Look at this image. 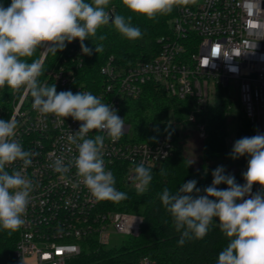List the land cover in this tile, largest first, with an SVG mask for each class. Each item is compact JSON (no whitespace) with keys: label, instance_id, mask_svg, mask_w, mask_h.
I'll use <instances>...</instances> for the list:
<instances>
[{"label":"built area","instance_id":"obj_1","mask_svg":"<svg viewBox=\"0 0 264 264\" xmlns=\"http://www.w3.org/2000/svg\"><path fill=\"white\" fill-rule=\"evenodd\" d=\"M175 6L172 32L160 40L154 57L124 67L108 59L100 68L103 80L96 90L77 84L74 68L65 66L49 71L48 86L54 84L57 92L89 91L123 118L125 101L139 98L148 83H155L170 96L193 100L186 119L203 137L206 127L201 116L211 102L210 84L214 82L218 90L215 97L220 90L231 96L237 93L242 116L254 124L257 133L264 134V0H188L186 4L178 0ZM13 116L18 122L16 139L25 150L38 153L29 167L23 168L22 162L16 161L7 169L22 171L34 185L16 245L20 264H68L81 253L87 238L109 244L113 232L139 235L141 215L101 207L102 201L90 196L75 167L64 174L52 169L51 164L67 145V134L77 132L82 122L68 117L57 125L52 115L42 116L32 108V97L23 90ZM125 124V134L116 142L99 130L88 136L105 135L106 169L115 176V171L123 168V180L136 190L130 180L135 165L152 168L169 158L174 131L182 124L171 114L169 130L152 142L131 140L130 126ZM76 154L73 146L66 162ZM260 190V185H253V193Z\"/></svg>","mask_w":264,"mask_h":264},{"label":"clouds","instance_id":"obj_2","mask_svg":"<svg viewBox=\"0 0 264 264\" xmlns=\"http://www.w3.org/2000/svg\"><path fill=\"white\" fill-rule=\"evenodd\" d=\"M111 0H11L0 4V89L30 94L32 108L42 116L52 115L57 125L65 118L82 122L74 134L69 132L67 145L51 164L57 173H67L72 167L77 177L97 201L121 202L127 193L116 188L112 171L105 167L103 149L105 135L112 142L125 134L124 119L117 110L89 91L57 92L56 86L41 84L44 67L39 59L29 62L38 49L57 54L68 44L79 40L84 55L93 49L84 42L91 39L95 53H101L106 36L98 34L102 27L112 25L127 40L143 35L132 23L133 15L155 20L173 11L178 0H122L133 15L113 14L108 10ZM187 3L188 0H180ZM18 122L15 116L0 119V229L14 231L25 223L24 217L34 190L32 180L20 170L9 172L8 166L21 161L23 168L33 163L38 153L25 150L16 139ZM99 130L105 135L90 138ZM76 155L67 158L66 154ZM232 159L248 156L247 170L242 174L244 184H237L234 175L226 174L224 166L212 172L210 186L198 188L195 179L183 183L177 191L163 189L159 199L171 215L181 236L178 244L203 239L214 221L228 238L227 246L219 253L216 264H264V134L245 136L234 142ZM135 163V162H133ZM131 182L137 194H143L153 179L152 170L143 163L135 165ZM163 174V170H161ZM226 184V189L217 186ZM260 191L253 193V185Z\"/></svg>","mask_w":264,"mask_h":264},{"label":"trees","instance_id":"obj_3","mask_svg":"<svg viewBox=\"0 0 264 264\" xmlns=\"http://www.w3.org/2000/svg\"><path fill=\"white\" fill-rule=\"evenodd\" d=\"M0 4L8 7L11 0H0ZM108 10L113 14L133 15L122 4V0H111ZM173 11L155 20L133 15L132 23L141 29L143 35L137 40L123 38L112 25L98 30L106 39L95 40L103 44V51L95 53V45L91 39L84 43L93 49L91 56L84 55L79 40L68 44L63 51L53 55L48 53L43 63L44 71L39 78L41 84L50 83L48 73L60 66L72 67L76 75V83L90 90H96L103 80L101 66L111 59L120 67L140 60L154 57L160 47V40L171 34ZM42 50L38 49L29 62L41 58ZM22 89L14 91L7 87L0 89V119L8 120L13 115L15 103L18 102ZM193 100L170 96L158 84L148 83L142 96L128 99L122 105L121 114L130 126V139L133 141L152 142L157 135L169 130L168 120L171 114L181 124V129L174 131V149L169 158L159 166L150 168L153 179L143 194L129 189L124 178L123 168L115 171L116 185L119 191L127 193L128 199L115 203L102 201L101 207L128 211L141 215L143 225L139 235L126 236L119 246H110L98 241L96 237L87 238L82 242V251L74 256L68 264H216L219 253L227 246L228 238L221 232L218 222L214 221L208 234L201 240H187L183 246L178 244L180 232H177L171 215L166 211L159 199L163 189L175 192L179 187L195 179L201 194L213 180L212 172L219 165L213 160L224 158L228 151V114L232 110L231 94L221 91L214 102L204 109L202 122L205 124V135L197 149V155L191 154L188 140L192 136L193 124L186 119L187 113L193 108ZM256 128L242 116L239 120L236 141L245 136L256 135ZM249 157L235 159V180L244 184L243 173L247 169ZM163 170V174L161 173ZM226 189V184L217 186ZM20 236V227L14 231L0 229V264H20L16 255V245Z\"/></svg>","mask_w":264,"mask_h":264},{"label":"rangeland","instance_id":"obj_4","mask_svg":"<svg viewBox=\"0 0 264 264\" xmlns=\"http://www.w3.org/2000/svg\"><path fill=\"white\" fill-rule=\"evenodd\" d=\"M43 53H44V51L42 50L41 58H42ZM41 58H40V60H41ZM210 87H211L210 89L214 95V96L212 95V97H211V102H214V99L216 98L215 94H216V92H218V90H217V87L215 86L214 82H211ZM220 91L223 94H227L226 90L225 91L220 90ZM232 100H233L232 110L229 112L228 119H227L228 132H229L228 133L227 155L224 158L213 160L212 162L215 164H218L219 166H224L226 174H232L235 177V172H236L237 167L235 166V159L231 158L230 153L232 151V147L234 145V142L236 141L237 126H238L240 118L243 115V110H242V107L240 105L237 93H234L232 95ZM16 104H17V102L15 103V106H16ZM15 106H14V109H15ZM13 113H14V110H13ZM192 126H193L194 130H197L195 124H193ZM170 128L172 130L174 129V127L172 125H170ZM193 133L194 134H192V136L188 140V148H189V151L191 152V154L196 156L197 152H198L197 149L199 148L202 137L196 131L195 132L193 131ZM129 136H131V134H129ZM129 188L132 190H135L133 188V186H131V185H129ZM125 237H126V235L113 232L111 234L109 245L110 246H119Z\"/></svg>","mask_w":264,"mask_h":264},{"label":"water","instance_id":"obj_5","mask_svg":"<svg viewBox=\"0 0 264 264\" xmlns=\"http://www.w3.org/2000/svg\"><path fill=\"white\" fill-rule=\"evenodd\" d=\"M47 54H48V53H45V52L43 53L42 58H41V62H42V64H43V62H44V60H45Z\"/></svg>","mask_w":264,"mask_h":264}]
</instances>
